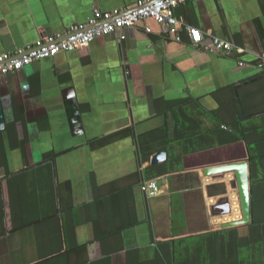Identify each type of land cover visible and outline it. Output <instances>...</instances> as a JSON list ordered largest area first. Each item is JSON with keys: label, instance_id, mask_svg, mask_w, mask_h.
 <instances>
[{"label": "crops", "instance_id": "obj_1", "mask_svg": "<svg viewBox=\"0 0 264 264\" xmlns=\"http://www.w3.org/2000/svg\"><path fill=\"white\" fill-rule=\"evenodd\" d=\"M137 1L0 0V55ZM176 14L203 46L211 34L243 52L205 53L184 26L177 40L148 20L124 40L99 37L0 76V264L235 261L234 228H223L242 218L234 173L203 170L243 157L234 142L220 147L227 90L243 88L241 112L264 103V0H188ZM160 152L166 161L152 164ZM156 165L170 171L147 199L141 185ZM225 201L232 213L222 215ZM238 252L242 264L258 256Z\"/></svg>", "mask_w": 264, "mask_h": 264}, {"label": "built area", "instance_id": "obj_2", "mask_svg": "<svg viewBox=\"0 0 264 264\" xmlns=\"http://www.w3.org/2000/svg\"><path fill=\"white\" fill-rule=\"evenodd\" d=\"M188 0H138L132 6L121 10L103 12L95 9L93 16L85 23L73 24L65 32L64 36H44L34 44L19 48L12 53L0 55V76L8 75L32 65L34 62L46 58H54L62 53H70L88 46L96 38L119 34L120 39H125V30L135 27L138 23L153 20L169 29L170 34L177 36V31L184 26L191 38L192 44L202 49L203 52L231 56L234 52H243L231 42L208 34L210 43L203 46V33L194 27L185 25L176 14L179 6ZM151 32L149 28L146 29ZM256 67L264 71V56H260ZM228 179H224L228 183ZM161 179L146 180L141 185V191L147 199L162 194ZM229 183L236 187V179L233 175Z\"/></svg>", "mask_w": 264, "mask_h": 264}, {"label": "trees", "instance_id": "obj_3", "mask_svg": "<svg viewBox=\"0 0 264 264\" xmlns=\"http://www.w3.org/2000/svg\"><path fill=\"white\" fill-rule=\"evenodd\" d=\"M260 76L264 77V71L260 72ZM242 90L243 88L239 93L243 105ZM227 91L229 92L227 98H224L220 104L222 108L215 113L219 120V127L224 126L227 129L220 130V147L228 144L227 142L235 143L243 156L237 161L247 160L250 164L252 189V224L234 228L227 232L229 237L234 239L235 250L232 252L235 261H229L228 264H242L243 261L239 258L238 251L247 247L255 248L258 255L256 259H251L249 264H264V103L254 111H247L244 108L241 112L238 107V98L233 89L229 88ZM153 170L150 179H155L170 171L160 165L153 167ZM223 234L220 232L217 235L223 236ZM219 247L222 248L221 243ZM218 263L223 264L221 261Z\"/></svg>", "mask_w": 264, "mask_h": 264}, {"label": "water", "instance_id": "obj_4", "mask_svg": "<svg viewBox=\"0 0 264 264\" xmlns=\"http://www.w3.org/2000/svg\"><path fill=\"white\" fill-rule=\"evenodd\" d=\"M236 96L239 98V90L236 88ZM240 110H242L241 102H238ZM5 116L0 111V129L5 128ZM167 159L166 152H160L155 155L152 159V164H159ZM205 176H218L227 173H234L236 179V190L238 191L240 208L242 218L240 220L226 224L224 229H231L240 226L252 224V189H251V177H250V164L247 160L219 164L212 167H207L203 170ZM217 208L220 210L222 215L232 213L230 202L225 201L220 203Z\"/></svg>", "mask_w": 264, "mask_h": 264}, {"label": "bare ground", "instance_id": "obj_5", "mask_svg": "<svg viewBox=\"0 0 264 264\" xmlns=\"http://www.w3.org/2000/svg\"><path fill=\"white\" fill-rule=\"evenodd\" d=\"M236 207V206H235ZM237 208H238V206H237ZM235 209V208H234ZM239 209V208H238ZM234 213V212H233ZM235 214V213H234ZM236 216L238 215L237 213L235 214ZM240 216V215H239ZM237 218V217H236Z\"/></svg>", "mask_w": 264, "mask_h": 264}, {"label": "rangeland", "instance_id": "obj_6", "mask_svg": "<svg viewBox=\"0 0 264 264\" xmlns=\"http://www.w3.org/2000/svg\"><path fill=\"white\" fill-rule=\"evenodd\" d=\"M235 189H237L235 186H234Z\"/></svg>", "mask_w": 264, "mask_h": 264}]
</instances>
